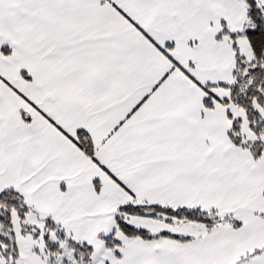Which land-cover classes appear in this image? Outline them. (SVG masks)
Segmentation results:
<instances>
[{
    "label": "snow or ice",
    "instance_id": "obj_1",
    "mask_svg": "<svg viewBox=\"0 0 264 264\" xmlns=\"http://www.w3.org/2000/svg\"><path fill=\"white\" fill-rule=\"evenodd\" d=\"M0 264H264V0H0Z\"/></svg>",
    "mask_w": 264,
    "mask_h": 264
}]
</instances>
